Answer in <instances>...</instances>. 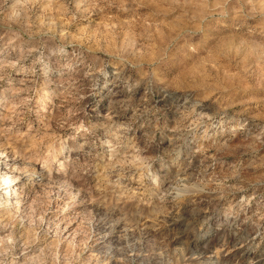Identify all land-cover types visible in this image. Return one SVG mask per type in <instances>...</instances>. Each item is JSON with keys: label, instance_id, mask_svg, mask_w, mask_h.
<instances>
[{"label": "rangeland", "instance_id": "rangeland-1", "mask_svg": "<svg viewBox=\"0 0 264 264\" xmlns=\"http://www.w3.org/2000/svg\"><path fill=\"white\" fill-rule=\"evenodd\" d=\"M4 163L0 264H264V0H0Z\"/></svg>", "mask_w": 264, "mask_h": 264}, {"label": "bare ground", "instance_id": "bare-ground-1", "mask_svg": "<svg viewBox=\"0 0 264 264\" xmlns=\"http://www.w3.org/2000/svg\"><path fill=\"white\" fill-rule=\"evenodd\" d=\"M8 161H10V160H8ZM10 167H11L10 163H4L0 167V174L2 175L1 176L2 180L0 181V184H2L3 189L5 190L6 194L9 193L12 190V187H14V185H15V183L13 182L14 177L11 175V172H9L10 171ZM12 191H13V194H14V192H16L14 189Z\"/></svg>", "mask_w": 264, "mask_h": 264}]
</instances>
